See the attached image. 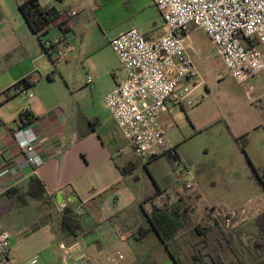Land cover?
Returning a JSON list of instances; mask_svg holds the SVG:
<instances>
[{
	"label": "crops",
	"instance_id": "obj_1",
	"mask_svg": "<svg viewBox=\"0 0 264 264\" xmlns=\"http://www.w3.org/2000/svg\"><path fill=\"white\" fill-rule=\"evenodd\" d=\"M24 1L0 4V230L10 235V258L14 264H26L33 257L41 264H83L78 259L82 254L89 264L167 263L172 258L155 229L139 236L167 194L154 178L152 183L144 181L131 156L124 157L123 149L117 148L119 139L128 137L104 104L127 78L111 41L132 27L148 39L163 33L159 10L153 0H38L43 8L75 13L71 31L62 39L57 27L43 36L35 34L20 11ZM59 40H66L69 48L66 59L57 62L42 44ZM79 75H86V85L103 99L97 117H87L67 99ZM89 76L94 79L91 85ZM24 79L32 84V97L5 95ZM28 107L35 116L30 126L38 138V152L45 160L38 169L27 163L14 138ZM32 180L44 191L41 200L35 192L36 198L31 195ZM259 199L261 206L264 197ZM73 202L83 223L76 238L60 228L59 212ZM187 215L184 231L190 211ZM210 229L208 237L214 228ZM194 242L202 246L198 250L209 248L203 238ZM62 244H79L81 252L65 260Z\"/></svg>",
	"mask_w": 264,
	"mask_h": 264
},
{
	"label": "built area",
	"instance_id": "obj_2",
	"mask_svg": "<svg viewBox=\"0 0 264 264\" xmlns=\"http://www.w3.org/2000/svg\"><path fill=\"white\" fill-rule=\"evenodd\" d=\"M153 1L162 16L163 33L148 39L139 28L132 27L111 41L127 78L104 99L106 109L143 160L169 150L162 116L174 108L187 109L195 104L194 91L202 82L185 45L186 36L194 28L205 32L228 74L237 82L252 88L251 80L264 71V0ZM46 47L56 55L57 62L64 61L69 43L66 40L51 41ZM88 83H94L93 77H88ZM14 86L11 87L13 92L33 96L30 88L15 89ZM29 111L28 107L23 112ZM14 138L30 166L38 169L45 164L38 152L37 135L30 125L17 130ZM174 171L187 190L196 189L194 182L184 179L188 171L177 167ZM261 211L258 202L249 200L237 210L216 209V217L235 228L248 223ZM80 214L78 209L76 215ZM60 249L65 260L81 252L79 244L72 247L62 244ZM10 251V235L0 230V264H14ZM78 259L89 264L82 254ZM26 264L41 262L38 257H33Z\"/></svg>",
	"mask_w": 264,
	"mask_h": 264
},
{
	"label": "rangeland",
	"instance_id": "obj_3",
	"mask_svg": "<svg viewBox=\"0 0 264 264\" xmlns=\"http://www.w3.org/2000/svg\"><path fill=\"white\" fill-rule=\"evenodd\" d=\"M7 1L12 0H0V4ZM185 45L202 83L195 88L194 106L172 109L161 119V124L166 129L169 149L176 147L180 157L176 162L179 165L175 167L189 172L184 179L194 182L196 189L189 191L184 187L174 171L173 159L168 155L143 163L144 160L136 158L130 141L123 136L117 148L123 149L124 157L131 156L144 181L157 180L167 194L160 207L173 204L172 208L177 209L189 205V224L184 231H188L189 240L193 238L191 230L196 226L212 225L214 229L209 234L207 246L221 250L226 264H235L220 227L209 222L208 214L211 208H215V217L216 209H240L249 200L262 203L258 198L264 197V71L251 80L252 88L237 82L228 74L215 46L199 28L186 36ZM91 89L92 86L86 85V75H79L76 88L67 99H72L87 117L94 118L101 114L103 99ZM99 132L102 134L101 130ZM244 139L247 140L245 151L242 147ZM261 206L263 211L264 204ZM216 218L226 233L242 231L240 237H235L236 246L248 263L262 264L264 253L253 247L254 237L247 225L250 221L234 228L227 226L224 219ZM195 244L196 247L188 242L185 255L181 256L182 264H192V254L202 247ZM165 264L176 263L168 260ZM202 264L213 263L207 259Z\"/></svg>",
	"mask_w": 264,
	"mask_h": 264
},
{
	"label": "trees",
	"instance_id": "obj_4",
	"mask_svg": "<svg viewBox=\"0 0 264 264\" xmlns=\"http://www.w3.org/2000/svg\"><path fill=\"white\" fill-rule=\"evenodd\" d=\"M19 8L22 15L26 19L29 27L37 35H46L49 33L51 28L57 27L62 33V39H65L66 34L71 31L70 23L72 20V15L68 10L65 11L64 14H62L54 8L46 9L41 6L38 0H25ZM42 45L43 48L47 52H49L45 44ZM31 86L32 84L29 82V80L24 79L18 82L14 86V88H31ZM5 95L7 97L20 96L18 92H13L12 88L7 89ZM20 119L22 122V127H26L31 125L35 121V116L30 111L22 112ZM246 145L247 140L244 139L242 142V147L244 151L246 149ZM163 155H168L171 159H173V167L175 168L176 162L180 158L177 152V148H170L169 150L164 152V154L158 157L151 158L150 160L158 159ZM30 185L31 195H33L32 193L35 192L37 198L34 195L33 196L36 199L41 200L44 191L40 183L36 180H32ZM184 187L186 188V186ZM153 199L154 198H151L150 201H152ZM20 200H22V198H20ZM75 206L76 203L74 202L67 204L59 212V216L61 230L64 233L76 238L78 237V235H80L83 229V223L78 219L79 217L75 213ZM189 210V205L185 206L184 208L177 209H174L172 208V206H169L167 204L163 205L162 207H155L153 213L149 218V228L141 229L139 236L143 238L144 236L149 234L153 229H155L159 234L167 251L169 252L172 260L176 264H182L181 256L184 250V244L190 242L192 246L196 247L194 240L197 238H203V240L207 243L208 233L210 232V228L212 227V225L208 227L196 226L191 230L193 238L189 240V238L187 237L188 231L184 232V227L188 223L187 213L189 212ZM214 211L215 208L210 209V213L208 214V220L209 222L213 221V224L215 223L214 225H218L220 227L222 234L226 240V243L229 245L235 257V264H252L248 263L245 255L242 251L238 249L235 243V237H240L242 231H236V234L226 233L224 229L219 225L220 223L218 222V219L214 216ZM247 225L248 229L251 230V233L254 237L252 243L254 249L259 253H264V210ZM196 252L197 255L193 257L194 263L204 262L205 260L210 259L213 264H226L221 250H214L212 248H209L208 250L203 251L196 250ZM261 262L263 264L264 260Z\"/></svg>",
	"mask_w": 264,
	"mask_h": 264
}]
</instances>
